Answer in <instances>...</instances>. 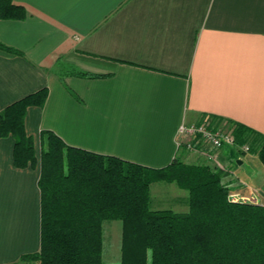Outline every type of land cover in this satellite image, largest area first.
I'll list each match as a JSON object with an SVG mask.
<instances>
[{
    "label": "crops",
    "instance_id": "1",
    "mask_svg": "<svg viewBox=\"0 0 264 264\" xmlns=\"http://www.w3.org/2000/svg\"><path fill=\"white\" fill-rule=\"evenodd\" d=\"M13 1L28 15L0 19V42L19 51L0 49V111L48 88L25 118L38 157L44 130L151 168L191 153L178 143L183 122L208 116L264 136V0ZM14 144L0 138V264H27L41 246L40 166L16 167ZM231 154L242 163L224 181L264 199L258 153Z\"/></svg>",
    "mask_w": 264,
    "mask_h": 264
},
{
    "label": "trees",
    "instance_id": "2",
    "mask_svg": "<svg viewBox=\"0 0 264 264\" xmlns=\"http://www.w3.org/2000/svg\"><path fill=\"white\" fill-rule=\"evenodd\" d=\"M27 15L13 0H0V19ZM0 49L19 53L1 42ZM70 70L76 76H100ZM48 94L43 87L0 111V138L15 139L14 165L40 166L41 246L21 261L105 264L103 224L118 220L119 264H264V203L232 199L226 171L203 159L175 157L165 167L151 168L68 145L51 130L41 133L38 157L25 118L28 108L42 107ZM234 131L237 144L248 143L264 164V136L239 124ZM158 181L186 190L188 210L153 208L151 185Z\"/></svg>",
    "mask_w": 264,
    "mask_h": 264
},
{
    "label": "rangeland",
    "instance_id": "3",
    "mask_svg": "<svg viewBox=\"0 0 264 264\" xmlns=\"http://www.w3.org/2000/svg\"><path fill=\"white\" fill-rule=\"evenodd\" d=\"M206 118H209L206 116ZM211 119V118H209ZM230 127V126H229ZM233 148L230 146H226L223 149L221 160L226 164L229 165H237L236 157H232L231 150ZM189 151V150H188ZM190 152V151H189ZM199 153L191 152L187 156L179 153L178 156L184 160L185 162H193L198 159L202 160L203 156ZM177 156V157H178ZM232 157V158H231ZM229 159H231L229 161ZM204 160V159H203ZM205 161V160H204ZM206 162V161H205ZM230 162V163H229ZM207 163V162H206ZM208 165H211L207 163ZM247 166V164H245ZM213 167V165H211ZM215 167V166H214ZM213 167V168H214ZM216 168V167H215ZM223 172L226 171V175H228L231 171L230 169L222 170ZM225 175V176H226ZM232 187V186H231ZM264 190V189H263ZM232 195L244 197L245 200L248 198V201L257 202V197L253 199L252 195H242L239 193L237 189H232L230 192ZM188 195L187 191L177 186L175 183H168L164 181H158L152 184L151 186V195H152V206L153 208H174L176 211H184L188 210V206L186 209H179L181 207H173L174 205H179L174 202L175 196H183ZM260 197V194H257ZM262 198V197H261ZM261 203H264V199L260 200ZM169 204H174L169 205ZM104 227V241H103V261L105 264H119L121 262V241H122V224L121 221L114 220V221H105L103 224ZM24 262V261H23ZM27 264H39L38 262L33 261H25ZM26 264V263H22Z\"/></svg>",
    "mask_w": 264,
    "mask_h": 264
},
{
    "label": "built area",
    "instance_id": "4",
    "mask_svg": "<svg viewBox=\"0 0 264 264\" xmlns=\"http://www.w3.org/2000/svg\"><path fill=\"white\" fill-rule=\"evenodd\" d=\"M177 134L180 146H183L190 152L201 154L207 163L221 170L229 169L221 160L224 147H233L241 153L251 152L248 143L243 145L237 144L235 131L232 127L224 125L215 126L209 118L203 119L200 122H183ZM231 198L234 200H245L244 197L232 194ZM246 199L249 200L248 198Z\"/></svg>",
    "mask_w": 264,
    "mask_h": 264
},
{
    "label": "water",
    "instance_id": "5",
    "mask_svg": "<svg viewBox=\"0 0 264 264\" xmlns=\"http://www.w3.org/2000/svg\"><path fill=\"white\" fill-rule=\"evenodd\" d=\"M237 162H238L239 164H241V163H242V160H241V159H238Z\"/></svg>",
    "mask_w": 264,
    "mask_h": 264
}]
</instances>
